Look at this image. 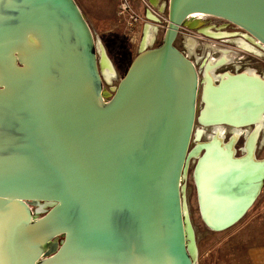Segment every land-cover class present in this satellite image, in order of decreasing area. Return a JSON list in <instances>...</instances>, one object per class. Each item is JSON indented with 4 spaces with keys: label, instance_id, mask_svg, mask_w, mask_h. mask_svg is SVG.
Wrapping results in <instances>:
<instances>
[{
    "label": "water",
    "instance_id": "water-1",
    "mask_svg": "<svg viewBox=\"0 0 264 264\" xmlns=\"http://www.w3.org/2000/svg\"><path fill=\"white\" fill-rule=\"evenodd\" d=\"M197 13L228 19L264 44V0H170L162 44L145 47L107 96L76 0H0V264H196L182 182L199 76L175 41ZM243 86L256 89H233L223 101L235 111L243 104L240 136L264 111L255 100L262 89ZM203 144L201 213L223 230L263 189L264 161L255 148L241 161L234 146L220 204L207 214L197 179L211 162ZM40 201L50 209L34 220ZM57 235L64 240L52 243ZM42 254L51 256L37 261Z\"/></svg>",
    "mask_w": 264,
    "mask_h": 264
},
{
    "label": "rangeland",
    "instance_id": "rangeland-1",
    "mask_svg": "<svg viewBox=\"0 0 264 264\" xmlns=\"http://www.w3.org/2000/svg\"><path fill=\"white\" fill-rule=\"evenodd\" d=\"M169 1L170 0H149V7L154 10V12H152L153 18H155L154 22L153 20H149L144 17V5H141L137 0H132V4L136 8L138 15L142 19L137 24H131L127 16L120 14V0H117L115 2V5L111 8L108 7L105 9L97 8L95 5L97 3L96 1H76L80 6L83 14L86 16L93 30L94 38L97 43L98 61H100L101 63L100 72L102 73L103 78V91L107 96L109 94L114 93V89L116 90V88L118 87L120 80L127 73L133 60L142 50H144L145 47H156L161 44L167 27L166 23L169 18ZM157 18H159L160 21ZM146 22V25L150 26L148 31H146V26L144 25V23ZM213 23L218 26H221V24H226V22L222 21L221 19H213L211 21V24L213 25ZM154 31L156 34L155 40H153ZM224 31L235 33L236 29L233 28L230 24H228V26L224 28ZM146 32L148 34L152 33L150 39L151 41H149L148 43L145 40ZM189 34L190 32H187L185 29H182V34H180L178 40L175 43V46L182 52H184L183 42L185 40H183V36ZM205 39L208 42L210 41L209 43L214 42L216 45L221 44L218 39H210V37H206ZM244 39L247 42H251L250 37H244ZM185 45L187 47L186 41ZM258 47H256L257 50L261 49L260 47ZM262 50L263 49H261V51ZM243 51L244 54L248 56L245 57L244 61H247L248 58L252 60L258 59L255 58L252 54H250V51ZM191 53L192 52H190L188 49V52H186L185 54L190 55L189 59L193 63L197 59V63L195 65L200 70L203 59L206 58L208 54L213 57H218L219 55L216 52L213 53V51H210L209 49L207 50V52L203 49H197L196 58L192 56ZM102 55H105L111 65L115 68L116 73L111 74L110 77H106L104 74V69L102 65ZM199 58L202 59L198 60ZM248 66L256 67L255 65ZM257 66L260 72L261 64L258 62ZM198 76L201 81V73H199ZM230 83H228L230 85H227V87L222 90V92H225L226 95L224 96V94L221 93V102L225 106V111L227 109L235 111L234 109H232V105L234 106V103H231V105L225 104L226 102H223L226 96L232 94L231 91H233V89L239 88V90L241 91H245L248 89V87L244 88L243 86L244 83H247L246 79L244 80L243 78H239L235 85L233 84V80H231ZM252 90H255V88H252ZM227 103H229V101H227ZM241 106L242 105L237 106V112ZM203 108L204 103L202 101L201 95H199L196 113L197 117L193 134L194 132L196 134V131L198 132V130H201V136H199L198 138H193L192 136L191 144L189 146V154L191 155L187 159L186 173L182 182L185 188L184 201L188 209L189 221L192 228V237L194 239V245L196 248V264H251L249 255L250 250L256 246L264 245V189L261 190L260 194L256 198L253 205L246 212V214L234 225L223 230H215L206 223L201 213L199 192L196 182V168L198 165L199 156L193 154V151L196 148L197 144L199 142L204 143L210 141V137L214 132L213 125L203 124L201 120H199ZM224 115L229 116L230 114ZM242 116L243 115H240V117ZM234 117L239 118V116ZM254 129V125L245 127V130L250 133H252ZM232 133V127H225V137L223 139L224 142H230L232 138ZM246 134L247 133H244L235 145V149L237 148L238 150H236L237 156H242L244 154L242 148H244L245 146L247 138ZM204 152L205 150H201L200 155H203ZM255 153L257 158H264V129L263 132H261L259 140L257 141V150ZM210 166H212V161L207 164V167ZM40 203L46 205L43 203V201H40ZM49 209L50 207L46 205L44 207V210L39 211V213H37L36 215V208L33 206V215L37 216L34 218V220L43 217ZM55 238H57L58 242H61L64 240L65 237L57 235L56 237H53L51 241H54ZM190 241H192V239ZM43 255L44 254L40 255L37 261L45 257L51 256Z\"/></svg>",
    "mask_w": 264,
    "mask_h": 264
},
{
    "label": "bare ground",
    "instance_id": "bare-ground-1",
    "mask_svg": "<svg viewBox=\"0 0 264 264\" xmlns=\"http://www.w3.org/2000/svg\"><path fill=\"white\" fill-rule=\"evenodd\" d=\"M149 16L151 18H153L152 13H149ZM151 36H152V33L148 34L146 32V38H145L146 42L150 41ZM196 43H198V42L196 40L191 39V38H188L186 40L187 48L189 49L190 52H192L195 49ZM204 45L210 46L215 51H220V54H219L220 56L218 58H212L211 57L212 58L211 61L213 63H216V66L224 60L228 61V60H231L233 57H235L236 52L234 50H233L234 52H232L229 49H226L224 47L222 48V47H219V46L214 45V44H210L209 42H208V44H204ZM208 63H210V61ZM102 65H103V69H104L103 71H104V74L106 77H110L111 74L116 73L115 68L111 65V63L108 61V58L105 55H102ZM214 70L211 68V66H209L207 68V70L205 71L206 75L216 78V76H214L215 75ZM227 75H229V74H227ZM241 76H239L238 78H235L233 80L234 85H235V83H237V80L239 78H241ZM247 84L250 85V87H258L259 89H262V93H261L262 98L260 99L256 95L255 100L258 103L261 101L264 102V83H260V81L257 82V80H247ZM225 87H227V86L225 85L223 87H220V90L217 91L218 94L213 93L211 90H209L206 87L207 89H206L205 96H206V99H207L206 102L208 103V105H207V108L205 110L207 115H205V114L204 115L207 116L208 119H210V120L216 119L224 110L225 106L221 102V93ZM247 90L252 91V88L247 89ZM236 103L237 102H235V104ZM241 105H243V104H241ZM232 112L236 116H239V117H240V115H243L242 117H240L241 119L246 118V117H244L245 116L244 112H242V113L237 112V111H232ZM253 116L255 117V119H253V120H255V122H258V123H256L255 129L253 130V132L252 133L248 132V134H247L246 143H245V147H244V154H243V155H245V158L243 160H242V158H240L239 160H241V161H244V160L248 161L249 160L248 157L251 154H253L254 148H256V146H257L256 142L258 140L259 133H260L262 127H264V123L261 122L264 120V111H260L258 109V110H256V112L251 114L249 116V118L253 117ZM219 118H220V116L218 117V119ZM230 118H228L226 120H228V121L232 120L233 121V120L238 119V118L233 119L232 117H230ZM208 124H210V123H208ZM223 124H225V123H214V125H213L214 126V132L210 137V141L205 142L206 143V145H205V147H206V155L205 156L206 157L205 158L208 161H212V166L206 167V169L200 168V173H198V174L200 175L201 180L199 179V176L197 178L199 180V182H198L199 190L201 191L202 197H203L202 198L203 212L207 213V214H208V210H209L208 205L211 208L213 207V208L217 209L216 207L219 206V204H220V200H221V193L220 192H222L221 190H222V188H224L223 178L227 174V172L224 171V168L226 165H227V167L230 166L231 163L233 165H235L233 162L231 154L234 152V148H233L234 143L236 142L238 136H240V134L244 131L242 129V126L239 125L240 123H233L235 125H232L233 126L232 138H231L230 142L226 143L223 140L224 139V131H225V127L223 126ZM200 134H201V130H199L197 136L199 137ZM203 145H204L203 143L199 142L197 144V147L193 151V154H196L197 156L200 157V162L203 161V159L200 155ZM257 160L264 161V158L263 159L257 158ZM236 175H238V173H236ZM255 187H256V184L254 185V188ZM252 189L253 188H251V190ZM222 197L224 198V196H222ZM35 205L41 206L40 208L39 207L37 208L40 211L44 210L43 208H44V206H46V205H42L41 203H38ZM37 213H39V212L37 211ZM212 214L209 217V219L211 220L210 224L217 222V220L211 219ZM208 224H209V222H208ZM51 239H50V241H51ZM51 242L55 243V241H51ZM189 246H190V249L194 252L195 245H194L193 241H190V239H189ZM45 251H47V250H45Z\"/></svg>",
    "mask_w": 264,
    "mask_h": 264
},
{
    "label": "flooded vegetation",
    "instance_id": "flooded-vegetation-1",
    "mask_svg": "<svg viewBox=\"0 0 264 264\" xmlns=\"http://www.w3.org/2000/svg\"><path fill=\"white\" fill-rule=\"evenodd\" d=\"M209 17H211V18H209ZM149 19L153 20L155 22V18H149ZM157 19L159 20V18H157ZM213 19H221L222 21L226 22V24H223V25L221 24V26H218V25H215V23H213V25H212L211 21ZM166 24L168 27V22ZM228 24H230L233 28L236 29L235 33H232V32L230 33V32L224 31V28H226L228 26ZM167 27H166L165 33L167 31ZM182 29H185L187 32H190L189 35L183 36V40L185 39L183 42V47H184L185 53L188 52V48L185 45L186 39L191 38V39L196 40L198 42V43H196L194 51H192V53H191V55L194 56L195 58H196L197 49H199V50L203 49L206 52L209 49L210 51H213V53L216 52L217 54H220V51H215L210 46L204 45V44H208V41H206V39H205L206 37H210V39H215V40L218 39L221 42V44H217V46L222 47V48L224 47L226 49H229L232 52H234V51L236 52L235 57H233L231 60H228V61L224 60L220 64H218L217 66H216V63H213L211 60H212V58H218L220 55H218V57H213L209 54L206 58L203 59L202 64L203 63L204 64L200 67L201 70L196 67L197 71L199 70L198 74L201 73V76H202V80L200 81V79H199L197 104H198L199 95H201L202 101L204 103V108L202 109V113L199 117V120H201V122L203 124L211 123V125H214L212 123H225V124H223V126L224 127L229 126L230 128L231 127L233 128V126L230 124H227V123H244L243 122L244 118L241 119L240 117L237 120H233V121L232 120L231 121L226 120L225 121V119L230 118L231 115H229V116L223 115V117L220 116V118H225V119H223L224 121H215V119H212V120L208 119V117L205 116V115H207L205 110H206L207 105H208V103L206 102L207 99L205 96L206 89L208 88L213 93H217V91L220 90V87H223L225 85L226 86L230 85L231 80H234L235 78H238L241 75H242L241 78H243V79L257 80V82L260 81V83H264V44L261 41H259L256 37H254L252 34H250L248 31H246L244 28L240 27L239 25L233 23L232 21H230L228 19L216 16V15H212V14L200 13V14L191 15L185 21V23L180 27L176 41L178 40L180 34H182ZM165 33H164V35H165ZM155 36H156V34L154 31L153 32V40H155ZM244 37L245 38L250 37L252 43L247 42L244 39ZM176 41H175V43H176ZM162 42H163V40H162ZM162 42H161V44H162ZM161 44H159V45H161ZM210 44L216 45L214 42L210 43ZM257 45L263 50L262 51H261V49L257 50L256 49V47H258ZM203 46L207 50H205ZM243 50L250 51L249 53L258 59L252 60V59L248 58L247 61H244L245 57H248V56H246L244 54ZM198 53H201V52H198ZM189 58H190V55H189ZM201 59L202 58H199L198 60H201ZM209 61H210V63H208ZM258 62L261 64L260 72H259V69L257 66ZM196 63H197V59L194 61V64H196ZM248 65H253V66L255 65L256 67H251ZM209 66H211V68L213 70L215 69L214 70V74H215L214 76H216V78L206 75L205 71L207 70V68ZM227 74H229V75H227ZM228 83H230V84H228ZM200 85H201V87H200ZM224 116H226V117H224ZM232 118L234 119L236 117L232 116ZM195 121H196V118H195ZM261 122L264 123V120ZM255 123H258V122H255ZM243 128L244 127H242V129ZM263 129H264V127H262V129L260 131V135L258 137V140L261 136V132H263ZM198 132H199V130H198ZM198 132L196 131V134L195 133L193 134V138L194 137L198 138V136H197ZM240 137L241 136H239V138ZM239 138H238V140H239ZM238 140H237V142H238ZM237 142L235 143V145L237 144ZM256 145H257V142H256ZM255 149L257 150V146ZM236 150H237V148L235 149V155L237 154V151H238V150L237 151ZM34 207L40 208L41 206L34 205ZM61 236H64V235H61Z\"/></svg>",
    "mask_w": 264,
    "mask_h": 264
},
{
    "label": "built area",
    "instance_id": "built-area-1",
    "mask_svg": "<svg viewBox=\"0 0 264 264\" xmlns=\"http://www.w3.org/2000/svg\"><path fill=\"white\" fill-rule=\"evenodd\" d=\"M137 1L141 5H144L143 6L144 10H145L144 11V17L146 19H149L150 18L149 13L154 12V10L151 7H149V4H150L149 0H137ZM119 12H120V14L127 16L128 20L130 21L131 24H137L139 21L142 20L141 17L138 15L136 8L132 4V0H120ZM146 24H147V22L144 23V25L148 26Z\"/></svg>",
    "mask_w": 264,
    "mask_h": 264
},
{
    "label": "crops",
    "instance_id": "crops-1",
    "mask_svg": "<svg viewBox=\"0 0 264 264\" xmlns=\"http://www.w3.org/2000/svg\"><path fill=\"white\" fill-rule=\"evenodd\" d=\"M91 1L97 2L95 4L97 8L105 9V8H108V7L111 8L112 6H114L117 0H91ZM249 255H250L251 264H264V245H259V246L252 248L250 250Z\"/></svg>",
    "mask_w": 264,
    "mask_h": 264
},
{
    "label": "trees",
    "instance_id": "trees-1",
    "mask_svg": "<svg viewBox=\"0 0 264 264\" xmlns=\"http://www.w3.org/2000/svg\"><path fill=\"white\" fill-rule=\"evenodd\" d=\"M263 189H264V187H263Z\"/></svg>",
    "mask_w": 264,
    "mask_h": 264
}]
</instances>
